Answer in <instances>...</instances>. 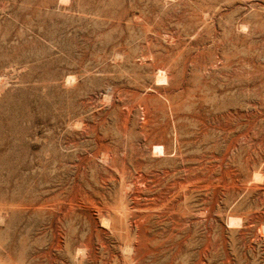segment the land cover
I'll use <instances>...</instances> for the list:
<instances>
[{
  "label": "rangeland",
  "instance_id": "1",
  "mask_svg": "<svg viewBox=\"0 0 264 264\" xmlns=\"http://www.w3.org/2000/svg\"><path fill=\"white\" fill-rule=\"evenodd\" d=\"M142 163L187 197L183 230L136 211L142 255L264 264V0H0V255L58 264L63 224L160 196Z\"/></svg>",
  "mask_w": 264,
  "mask_h": 264
},
{
  "label": "bare ground",
  "instance_id": "2",
  "mask_svg": "<svg viewBox=\"0 0 264 264\" xmlns=\"http://www.w3.org/2000/svg\"><path fill=\"white\" fill-rule=\"evenodd\" d=\"M167 153H169V152H166L163 154V156H165V158L161 159L160 162H164V161L169 160L168 158H166V156L168 155ZM177 162H179V161H177ZM141 166H142V170L139 171L140 172L139 177L141 179L143 178L145 182H148L149 181L148 176L153 175V177H154L153 189L154 190L152 189L149 191L152 192L153 194L157 192L160 194V196L154 197V199H147V197H142L143 199L140 200V202L138 204L133 205V203H130L126 199L127 198V192L122 190L121 191V197H120V199H118V210L117 211L112 212V213L109 211H108V213L107 212L104 213L103 211H98V216L96 215L98 217V224H97L98 230H96L95 233H91L89 231L87 232L83 228H78V230H79V232H78L73 223L68 224V225L63 224V226L61 227V231H60L61 232V240H60V244H59L60 245L59 246L60 257H59V263L58 264H211L212 258L210 256L204 255L202 251L201 252L199 251L200 249L198 250V248L200 246V239H198L197 237L196 238L193 237L194 239H191L190 241H188L190 244H192L193 248L196 247L197 250L195 249V251H193V250L189 251L188 249L181 251V252H176V253H166L164 251L165 252V254H164L163 251H162L163 253L162 252L157 253V252H155L157 250H154V252L156 254L150 255L151 254L150 251H149L150 254L149 253H148L149 255L147 254L148 256L141 254L140 250L143 247L141 245L142 248L141 249L139 248V245H140L139 241H141L139 239L141 236L140 235L141 234V227L139 225V219H142L143 217H141L140 213H136V211L143 212V210L144 211H146V210H149V211L164 210V211H168V213L170 211L175 212L176 214H178L180 216L178 218V220H174V221H176L178 229H179V227L184 228V227H186V225L184 226V224L186 223L185 222L186 219L184 220V216L186 214L185 213V209H186L185 208V206H186L185 199L187 198L186 193L183 191V189L185 187L184 186L185 184L183 181H178L177 183L174 182L175 184H170V180L175 176V172H171L168 170L169 172H166L164 175H161L162 172L159 170H150L148 163L147 164L142 163ZM137 168H139V167L137 166ZM121 170H122V168H121ZM125 174H126V176L122 175L121 177H117V181H119L122 184V187L126 186V185L128 186V184L134 183V179H133L134 174L132 173V171L130 169H127L125 171ZM179 176H181V175L179 174ZM186 181H188V180H186ZM188 183L189 182H187V184ZM138 184L140 186V182ZM148 188H150V187H148ZM113 191H115V190H113ZM149 191H147V193ZM147 196L149 197L150 195L147 194ZM112 198H110V199H112ZM135 198H138V197L135 196ZM175 198L177 199L176 202H174ZM115 204H117V203H115ZM109 205H110V203H109ZM111 205H112L111 208L113 209L114 206H113V204H111ZM200 209H201V207H199V210ZM113 210H115V209H113ZM196 210H197V208H196ZM186 212H188V210H186ZM188 213H190V208H189ZM198 213H199V211H198ZM148 214H149V212H148ZM159 214H162V216H163L164 213H159ZM159 214L155 215L157 217V219L160 218ZM149 216H151V215H149ZM147 217L145 216L143 218V220H145V218H147ZM198 217H200V215ZM168 218H169V216H168ZM166 220L163 221V225L164 224L167 225L169 223V220H167V221ZM157 221L155 219L152 223H154V224L160 223ZM143 222H144L143 224H146V221H143ZM147 224H148V222H147ZM200 226L198 228H201ZM183 228H182V230H183ZM194 229H195V227H194ZM151 230H152V228H151ZM174 231L172 229L171 231H168V233H171V236L173 237L174 233H175ZM158 233H159V230H158ZM191 233H192V231H191ZM146 234H148V233H146ZM175 234H177V233H175ZM197 234H194V235L197 236ZM156 235H157V238L155 237L152 240L156 239L158 241V243L159 242L161 243V241L163 239L165 240L166 238L171 239L170 234H169L170 237L159 236L160 233L155 234V236ZM150 236L151 235H149V238H150ZM181 236L185 237V235H181ZM144 237H145V233H144V236L142 238H144ZM184 237H182V238L184 239ZM160 238H162V239H160ZM178 238H176V239H178ZM199 238H201V236ZM164 240L162 241L163 244H164ZM145 242H146V240H145ZM153 242L154 241H152V243ZM171 242H173V241H171ZM142 243L143 242H141V244ZM168 243H170V242H168ZM189 243H188V245H189ZM172 244H174V243H172ZM185 244H187V243H185ZM154 247H155V245H154ZM171 247H169V250L171 249ZM187 247H190V246H187ZM166 249H168V248H166ZM144 251L146 252V250H144ZM172 252H173V250H172ZM144 254H146V253H144ZM0 264H21V263L16 262L14 259H12V257H10V255H2L1 254L0 255Z\"/></svg>",
  "mask_w": 264,
  "mask_h": 264
}]
</instances>
